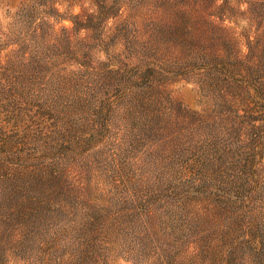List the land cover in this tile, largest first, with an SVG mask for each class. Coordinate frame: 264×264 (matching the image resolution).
I'll list each match as a JSON object with an SVG mask.
<instances>
[{"label":"rangeland","instance_id":"374dc122","mask_svg":"<svg viewBox=\"0 0 264 264\" xmlns=\"http://www.w3.org/2000/svg\"><path fill=\"white\" fill-rule=\"evenodd\" d=\"M0 264H264V0H0Z\"/></svg>","mask_w":264,"mask_h":264}]
</instances>
